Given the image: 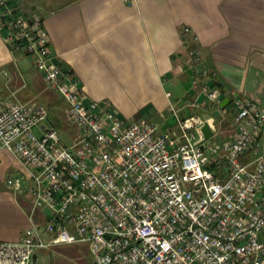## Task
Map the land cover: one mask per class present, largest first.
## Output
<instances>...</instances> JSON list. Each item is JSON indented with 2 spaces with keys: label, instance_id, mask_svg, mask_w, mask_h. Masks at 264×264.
Here are the masks:
<instances>
[{
  "label": "built area",
  "instance_id": "1",
  "mask_svg": "<svg viewBox=\"0 0 264 264\" xmlns=\"http://www.w3.org/2000/svg\"><path fill=\"white\" fill-rule=\"evenodd\" d=\"M9 1L0 0L5 41L62 97L75 130L66 145L44 103L0 99V153L23 164L6 183L27 191L32 221L19 241L0 242V264H35L39 251L77 243L91 264H264V102L239 99L236 133L222 144L203 138L212 121L202 114L164 131L121 119L52 61L43 16Z\"/></svg>",
  "mask_w": 264,
  "mask_h": 264
},
{
  "label": "crops",
  "instance_id": "2",
  "mask_svg": "<svg viewBox=\"0 0 264 264\" xmlns=\"http://www.w3.org/2000/svg\"><path fill=\"white\" fill-rule=\"evenodd\" d=\"M8 6L26 17L40 13L52 61L78 81L87 102H107L121 119H147L164 131L202 114L214 135H227L239 99L264 102V0H11ZM6 32L0 31V99L45 102L60 111L59 94L45 89L43 73L10 47ZM209 88L218 90L217 99L207 98ZM22 169L14 153H0V242L19 241L32 224L27 191L6 183ZM41 251L35 264H47Z\"/></svg>",
  "mask_w": 264,
  "mask_h": 264
},
{
  "label": "rangeland",
  "instance_id": "3",
  "mask_svg": "<svg viewBox=\"0 0 264 264\" xmlns=\"http://www.w3.org/2000/svg\"><path fill=\"white\" fill-rule=\"evenodd\" d=\"M41 91L44 92V83ZM58 96L60 97L59 99L61 101V104H59L58 106H60L61 108L59 109L60 111H56V113H52V110L47 103H42H44L48 107L50 111L51 122L58 130L63 143L66 145H70L72 142V132L75 130V128L67 122V117L65 116V114L60 113L63 111V108L66 107V103L65 101H63L60 95ZM51 101H54V99H51ZM235 133L236 127L235 125H233L229 128L227 135L224 131H222L211 138L222 144L225 141L231 139L235 135ZM39 257L42 258L47 264H91L92 260L91 253L85 243H77L75 245H55L49 249L41 251L39 253Z\"/></svg>",
  "mask_w": 264,
  "mask_h": 264
},
{
  "label": "water",
  "instance_id": "4",
  "mask_svg": "<svg viewBox=\"0 0 264 264\" xmlns=\"http://www.w3.org/2000/svg\"><path fill=\"white\" fill-rule=\"evenodd\" d=\"M201 131L204 139H209L214 136V131L209 122L204 123V125L201 127Z\"/></svg>",
  "mask_w": 264,
  "mask_h": 264
}]
</instances>
